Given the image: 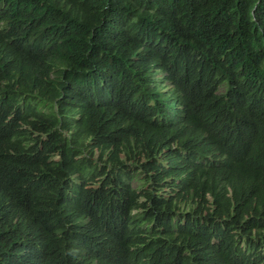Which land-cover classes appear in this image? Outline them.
Instances as JSON below:
<instances>
[{
    "label": "trees",
    "instance_id": "trees-1",
    "mask_svg": "<svg viewBox=\"0 0 264 264\" xmlns=\"http://www.w3.org/2000/svg\"><path fill=\"white\" fill-rule=\"evenodd\" d=\"M0 264H264V0H0Z\"/></svg>",
    "mask_w": 264,
    "mask_h": 264
}]
</instances>
